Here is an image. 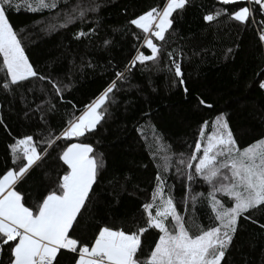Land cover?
Returning <instances> with one entry per match:
<instances>
[{
  "label": "trees",
  "instance_id": "16d2710c",
  "mask_svg": "<svg viewBox=\"0 0 264 264\" xmlns=\"http://www.w3.org/2000/svg\"><path fill=\"white\" fill-rule=\"evenodd\" d=\"M68 3L73 6L79 3L82 7L98 4L99 8L88 12L85 22L77 20L56 30H49L47 25L61 22L56 19L60 15L58 10L33 13L21 7L8 13L9 22L21 35L25 54L34 68L69 84L70 90L64 93L65 102L42 91L47 85L39 80L25 82L27 87L13 86L12 91H6L5 74L0 71V119L4 122L0 125V174L16 167L9 147L15 140L26 135L39 140L46 128L58 132L70 118L73 105L75 114L79 115L102 94L114 79L113 66L122 67L135 54L133 46L138 41L125 32L139 30L129 25L128 20L152 7L162 8L166 0H68ZM238 6L221 5L218 0H190L183 10L173 13L169 31L174 35L166 45L165 60L167 52L175 49L181 53L177 58L181 60L185 86L189 89L187 96L181 86H172L167 72L141 73L137 67L128 82H117V89L104 106L107 109L104 120L86 138L97 153L103 154L105 161V170L93 186L92 212L107 218L114 214L127 219V227L134 230L133 217H140L142 205L150 201L155 188L157 167L153 148L154 137L159 136L174 154V166L163 174L165 190L171 189L177 210L195 231L188 181L176 172L175 156L189 154L202 122L209 120L211 124V119L221 112L226 115L241 148L264 138V90L257 83L264 79V44L258 42L257 26L242 25L224 15L211 23L203 19L204 15L214 14L221 8L230 13ZM60 8L66 6L61 4ZM256 19H260L258 14ZM92 28L96 30L95 35L73 38L75 32ZM106 39L112 43L105 46ZM196 96L212 103L213 109L197 108ZM49 99L56 104L54 112L47 111ZM37 104L43 113L34 111ZM42 114L44 120L40 119ZM209 131L210 127L206 134ZM49 151V156L30 170L23 186H18L31 204L52 187L58 171L62 174L55 151ZM121 183L126 191H119ZM191 189L193 195L207 196L209 186L197 179L191 183ZM217 195L227 206V197ZM194 214L197 224L210 223V209L201 203H197ZM86 221L90 231L93 221L88 217ZM240 224L243 227L238 228L233 247L226 254L228 264H262L264 233L258 224L246 222L243 217ZM157 239L147 234L142 247L150 251ZM7 255L6 250L0 254L4 264H7Z\"/></svg>",
  "mask_w": 264,
  "mask_h": 264
},
{
  "label": "snow or ice",
  "instance_id": "6c2138e0",
  "mask_svg": "<svg viewBox=\"0 0 264 264\" xmlns=\"http://www.w3.org/2000/svg\"><path fill=\"white\" fill-rule=\"evenodd\" d=\"M218 2L239 6L230 13L221 8L214 14H206L203 17L205 21L211 23L224 15L242 25L255 24L258 42L264 44V0ZM189 3L190 0H166L162 8L152 7L128 20L129 25L139 30L131 32L128 29L125 32L138 41L133 46L135 54L122 67L113 66L114 79L102 94L87 104L79 115L75 114L73 105L70 118L58 132L46 128L39 140L26 135L9 145L12 163L16 167L0 174V254L7 251V264H228L226 254L233 247L238 228L243 227L241 217L246 222L258 224L264 233V223L260 222L264 220V138L241 148L223 112L212 118L211 124L209 120L202 122L198 139L189 154L175 156L176 172L188 181L195 231L177 210L171 189L165 190L167 185L163 174L174 166V154L171 146L159 136L154 137L153 148L157 167L155 188L150 201L142 205L140 217H133L134 230L127 227V219L114 214L112 218L98 216L90 208L95 196L93 186L105 170V161L103 154L97 153L86 138L104 120L107 112L104 106L110 94L117 89V82H128L133 70L139 67L141 73L167 72L173 87L181 86L186 96L189 93L181 60L177 58L181 53L175 49L167 52L165 60L166 45L169 37L174 35L169 31L173 25V13L183 10ZM61 4L66 8L61 9ZM21 7L33 13L58 10L60 15L56 19L61 22L47 25L49 30H56L77 20L85 22L88 12L97 11L99 5L82 7L76 3L73 6L68 0H0L3 88L12 91L13 86L27 87L25 82L39 80L47 85L42 91L58 97L59 102H65L64 93L70 90V85L34 68L9 22L8 13ZM95 31V28L87 32L80 30L74 33L73 38L91 37ZM104 43L107 46L112 42L106 39ZM228 52L231 53L232 49ZM162 60L165 61L163 67ZM257 83L259 89L264 90V79ZM195 100L197 108L213 109L212 103L202 97L196 96ZM47 103V111L54 112L56 104L51 99ZM34 111L43 113L44 110L37 104ZM40 119L44 120L43 114ZM3 124L0 119V125ZM49 150L55 151V158L63 171L62 174L57 172L52 187L35 204H31L19 187L23 186L30 170L49 156ZM197 179L209 186L207 196L192 194L191 183ZM119 191H126L124 184L119 185ZM217 194L227 197V206ZM197 203L210 209L207 226L196 223L194 210ZM86 217L93 221L90 231ZM149 230L158 233V239L154 247L146 251L141 238ZM64 254H67L66 259ZM0 264H4L2 259Z\"/></svg>",
  "mask_w": 264,
  "mask_h": 264
},
{
  "label": "rangeland",
  "instance_id": "374dc122",
  "mask_svg": "<svg viewBox=\"0 0 264 264\" xmlns=\"http://www.w3.org/2000/svg\"><path fill=\"white\" fill-rule=\"evenodd\" d=\"M21 35H18V37L20 38ZM147 234H151L153 236H156L158 238V233H156L154 230H149V232L145 233L144 236H142V243H143V239Z\"/></svg>",
  "mask_w": 264,
  "mask_h": 264
}]
</instances>
